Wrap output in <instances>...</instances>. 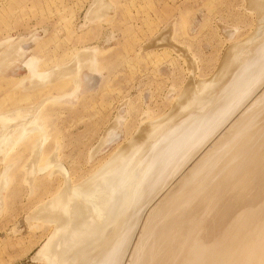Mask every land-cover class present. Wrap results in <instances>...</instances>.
<instances>
[{
  "label": "rangeland",
  "instance_id": "374dc122",
  "mask_svg": "<svg viewBox=\"0 0 264 264\" xmlns=\"http://www.w3.org/2000/svg\"><path fill=\"white\" fill-rule=\"evenodd\" d=\"M96 1L0 0V115L16 109H28L35 115L20 118L25 123L14 127L0 123V264H46L36 255L53 225L36 220L35 213L63 188L61 167L68 171L70 186L81 185L108 164L121 146L141 134L146 122L176 114V99L189 85L213 77L233 44L255 40L252 57L264 41V18L259 17L264 16V0H104L108 8L101 9L105 13L100 9L91 14ZM259 1L263 6L257 9ZM238 70L233 67L202 94L214 93ZM257 71L262 73L264 66L248 75L240 89L231 91L228 105L201 121V129L194 135L176 139L178 145L161 177L151 178L149 191L153 193L137 205L135 223L117 264L141 262L153 243L146 224L157 205L187 181L203 155L228 138L238 120L250 116L255 117V123L264 120V77L251 84ZM233 105L238 106L230 115ZM191 112L179 115L170 125ZM227 115L231 120L196 147ZM158 135L156 144L165 136ZM147 144L142 149H147ZM51 158L58 163L51 165ZM31 162L39 169L33 178L28 177ZM247 193L234 208L237 212L233 215L240 216L234 224L223 219L216 206L205 210L207 222L200 233L207 239L213 237L215 244L206 250H226L243 242L245 229L258 221L253 219L254 212L244 213ZM123 215L128 217V212ZM191 247L189 253L195 257Z\"/></svg>",
  "mask_w": 264,
  "mask_h": 264
},
{
  "label": "bare ground",
  "instance_id": "6f19581e",
  "mask_svg": "<svg viewBox=\"0 0 264 264\" xmlns=\"http://www.w3.org/2000/svg\"><path fill=\"white\" fill-rule=\"evenodd\" d=\"M97 2V5H103L105 1L97 0L96 3ZM96 3L95 5L93 4L95 7L91 6L92 9L94 8L93 12L89 11L91 14H97L96 12H100L99 10L105 6L99 5L100 7H98ZM255 4L257 9L263 6V2L261 1ZM104 8L106 9L108 7ZM260 16L262 19L264 18L262 14H259V17ZM160 37H162V35ZM158 39L162 40L163 38ZM163 40H165V38ZM253 42H255V40H251L248 43L237 42L233 44L228 49L220 69L213 77L205 80L201 79L202 81L193 83L191 86L189 85L185 92L176 99L178 102L176 104L177 108H175V105L173 106L176 110H174L176 114L163 116L161 118L158 117V119L146 122L148 125L146 124V128L144 126V130L140 129L142 133H138L139 136L136 134L137 136L135 135L132 140L121 146L111 156L108 164L94 172L81 185L74 187L70 186L68 171L58 164L61 167V169L58 167V169H60V174L62 173L63 175H61L65 178L64 186L49 200L39 205V209L35 213L37 217L36 220L41 219L44 223L48 222L53 225L52 232L49 234L46 242L38 250L36 258L44 260L46 264H117L127 244L132 225L135 223V217L137 215L135 214V210L137 209V205L145 201L148 196H151V193H153L154 190L149 191V183L152 181L151 178L155 179L161 177L164 169L168 166L172 151L178 145V140L176 141V139L179 138V141H183L185 138L194 135L195 131L197 132L198 127H200L201 121L211 116L220 107L228 105L231 97L229 95L232 93L231 91L240 89L248 75L253 73L258 67L264 66V41H261L262 45L260 49L251 57L256 50V48L254 49V46H252ZM235 66L239 68L236 75L233 76L227 84L210 94V90L215 81L231 73ZM258 70H260V68ZM255 74V76L253 75L254 77L252 76L253 78L251 81L253 86L264 77V71L262 73L261 71H257ZM253 86L251 89H253ZM207 89H210L209 92L202 94ZM251 89L245 91L246 95L241 98V102L250 94ZM180 98L181 100L179 101ZM44 101L46 102V100ZM246 102L248 103V101ZM247 106H249V104L245 105L246 108ZM233 107L234 105L231 106L232 112L230 115L236 108ZM241 107L244 108V105ZM191 110L192 112L189 113L187 117L181 119L172 126L170 125L179 115ZM215 114L217 115V113ZM230 115L222 116V119L216 123V127L208 132L196 147L216 132L226 120H231V118H229ZM24 116H29L30 119L34 118V111L16 109L11 113L0 115V123L2 125L5 124L3 125L6 126L5 128L13 124L15 125L12 127L18 126L25 123L22 121L24 120L22 119ZM20 118L22 120H20ZM190 118H192L193 121L188 124V119L190 120ZM213 118L211 120L214 121L215 118ZM244 119L245 118L238 120L232 128L230 126L231 132L228 138L220 141L211 151L203 155L204 157L202 156V159H200L201 157L199 158L200 161H197L198 163L196 165L194 164L195 166L191 170V176L187 181H185L171 197L163 198V202L157 205L158 207L155 209L156 212H154L153 216L147 221L146 226H148V224L149 226L146 234L148 230H152V228L149 227L154 225L155 234L158 235V238L155 240L165 248V251H161L162 256L155 264H167V262L175 264L178 260L183 261L185 264L194 259L189 253L190 244L186 246V239L184 238L186 235L184 233L188 222L198 218L197 215H201L207 208L216 206V211L220 213L223 219L226 218L234 224V221L240 217L233 215L235 214L233 212H237L234 211V208L236 204L241 205L245 192H249L246 195L247 200L245 201V205L249 207H251L249 202L257 204L264 197V120L259 123H253V118L251 117H248L247 120ZM186 121L187 123H185ZM168 125L170 126L167 127ZM186 125H188V127ZM42 131L44 130L42 129ZM41 133L43 134V132ZM163 133L165 136L156 144L155 142L159 139L158 134L162 136ZM21 137L23 138L24 136ZM41 140L43 141L42 138ZM144 144H147V149H145L149 151V155L147 154V156H145L146 150L142 149ZM37 148H42V146ZM215 149L217 152L214 151ZM215 153L217 154L215 155ZM53 157L55 159L56 155L54 154ZM197 159L198 158H196V160ZM53 160H51V162H53L52 164L50 163L51 165L58 163L55 161L57 158ZM33 162L28 165V177L30 178L35 177L39 171V169H37L38 167L32 164ZM182 163H184V161L181 162L178 167ZM178 167L174 168L173 171ZM40 169L45 170L42 167ZM56 170L57 167L54 172H56ZM227 174L228 179L225 181L224 177ZM219 175L220 177H218ZM180 178L182 179L183 177L181 176L178 179L181 180ZM32 180L33 179L30 181ZM249 194L251 196H249ZM166 199L167 201L164 205L163 203ZM219 201L222 202L219 203ZM126 205H128V208H126ZM125 212H128V217L127 215L122 216ZM132 213H134V216L131 218L130 215H132ZM254 215L253 219L258 221L250 224L246 230L256 226L253 233L251 234L250 232V234L251 236H259L264 230V205L257 209ZM125 233L127 234L123 239L122 237ZM245 237L243 242L247 241L249 235ZM120 240L123 241L119 244ZM234 240H236V238ZM125 252L127 253V251ZM153 254H156V250Z\"/></svg>",
  "mask_w": 264,
  "mask_h": 264
},
{
  "label": "water",
  "instance_id": "95a60500",
  "mask_svg": "<svg viewBox=\"0 0 264 264\" xmlns=\"http://www.w3.org/2000/svg\"><path fill=\"white\" fill-rule=\"evenodd\" d=\"M250 117L253 119L255 118L253 116ZM247 119L248 118H246V120ZM253 123L255 122L253 121ZM218 177H220V175ZM249 203L251 207L248 206L245 210L244 213L246 215L247 213H253L257 211V209L261 208L264 205V197L257 204H254L252 202ZM204 212L205 211H203L202 214L198 216V218L188 222L186 231L184 233L186 236L184 238L186 239V246H188L189 244L190 247L191 244L194 245L193 248L195 249V257L193 260H190V262H186L185 264H264V230L260 233L259 236H251L250 234V232H252L256 226L254 228L251 227L252 229L249 228L248 231L245 229V231H247L246 235H249L246 242L240 241L234 243L226 250L218 247V251L212 253L210 250H206L208 247L215 246V244L213 242V237L207 239L200 233L201 229L204 226V222H207L205 216L203 217ZM149 228H152V230H148L147 235L152 237L153 243L150 250L145 254V257L141 259V262L139 264H155L162 256L161 251H165V248L155 240L156 238H158V235L155 234V226L151 225ZM155 250L156 254H153ZM167 264L172 263L167 262Z\"/></svg>",
  "mask_w": 264,
  "mask_h": 264
}]
</instances>
